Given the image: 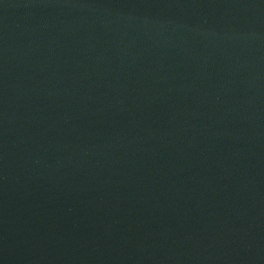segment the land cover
Segmentation results:
<instances>
[{
    "label": "water",
    "instance_id": "95a60500",
    "mask_svg": "<svg viewBox=\"0 0 264 264\" xmlns=\"http://www.w3.org/2000/svg\"><path fill=\"white\" fill-rule=\"evenodd\" d=\"M0 264H264V0H0Z\"/></svg>",
    "mask_w": 264,
    "mask_h": 264
}]
</instances>
